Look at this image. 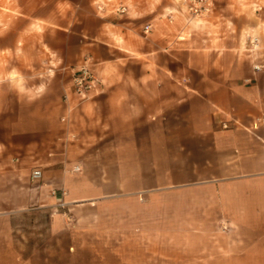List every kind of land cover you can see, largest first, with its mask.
<instances>
[{"label":"crops","instance_id":"1","mask_svg":"<svg viewBox=\"0 0 264 264\" xmlns=\"http://www.w3.org/2000/svg\"><path fill=\"white\" fill-rule=\"evenodd\" d=\"M263 115L264 0H0V264H264Z\"/></svg>","mask_w":264,"mask_h":264},{"label":"built area","instance_id":"2","mask_svg":"<svg viewBox=\"0 0 264 264\" xmlns=\"http://www.w3.org/2000/svg\"><path fill=\"white\" fill-rule=\"evenodd\" d=\"M213 0H186V12L188 14L189 19H201L205 17L212 7ZM120 11H124V7H120ZM151 29L150 25H144L143 30L145 33L149 32ZM258 43L257 37H252L250 39V45L253 49ZM262 69V65H254L255 71H260ZM73 81V89L75 93L79 95H86L94 86L95 78L90 73L85 65L81 66L78 70H76L72 76ZM257 123L264 125V115L257 119ZM256 127V124H255ZM78 170V167L74 168ZM41 176L40 170H33L31 172L32 179H38Z\"/></svg>","mask_w":264,"mask_h":264},{"label":"rangeland","instance_id":"3","mask_svg":"<svg viewBox=\"0 0 264 264\" xmlns=\"http://www.w3.org/2000/svg\"><path fill=\"white\" fill-rule=\"evenodd\" d=\"M3 137H4V131L0 129V144L3 141Z\"/></svg>","mask_w":264,"mask_h":264}]
</instances>
